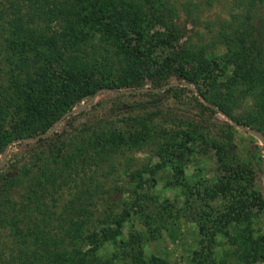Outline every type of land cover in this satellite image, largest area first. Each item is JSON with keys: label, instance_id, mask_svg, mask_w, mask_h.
<instances>
[{"label": "trees", "instance_id": "obj_1", "mask_svg": "<svg viewBox=\"0 0 264 264\" xmlns=\"http://www.w3.org/2000/svg\"><path fill=\"white\" fill-rule=\"evenodd\" d=\"M152 1L159 19L171 20L172 10L161 0ZM232 1L235 11L218 32L232 67L224 93L197 96L208 103L209 113L219 111L228 120L264 129V0ZM142 15L143 0H0V152L8 148L0 168V238L6 236L0 239L5 247L0 264H115L114 248L124 247L117 240L123 223L149 199L138 191L145 184L142 171L128 173L131 184L124 191L131 198L102 199L105 210L99 216L95 207L101 199L92 194L99 186L93 183L90 191L81 187L82 178L81 185L75 179L84 167L106 161L109 149L92 138L94 130H77L66 142L50 129L62 128L73 118V107L88 106L99 94L168 91L164 84L171 77L195 89L185 62L175 67L169 62L174 59L164 58L149 64L139 46ZM183 53L185 59L201 56ZM103 67L112 69L116 79L97 77ZM246 99L253 116L238 119L232 107ZM21 145L27 154L18 164L10 156ZM211 147L218 165L229 171L225 145L213 142ZM6 173L12 175L4 178ZM70 182L74 190L60 204L56 194ZM88 222L91 228L83 234ZM100 243L109 246L105 258L97 254ZM128 250L124 264H149L130 253L135 248ZM152 259L150 264H167Z\"/></svg>", "mask_w": 264, "mask_h": 264}, {"label": "rangeland", "instance_id": "obj_2", "mask_svg": "<svg viewBox=\"0 0 264 264\" xmlns=\"http://www.w3.org/2000/svg\"><path fill=\"white\" fill-rule=\"evenodd\" d=\"M161 1L173 16L159 19L154 1L143 0L139 46L152 66L164 58L174 59L169 62L175 67L185 62L195 76V89L171 77L164 84L168 91L99 94L88 106L80 102L73 107V118L62 128L50 130L59 131L66 142L77 130H94L92 138L97 136L109 149L106 161L84 167L75 179L81 185L82 178L81 187L90 191L93 183L99 186L97 194L92 192L93 199H101L95 207L99 216L105 202L130 197L124 191L131 184L128 173L142 171L145 184L138 191L149 199L123 223L117 240L124 247L114 248L115 264L126 262L130 246L136 249L130 253L149 264L155 262L153 257L167 264H264V143L233 122L253 128L232 122L219 111L209 113L204 108L208 103L197 96L224 93L223 82L232 67L226 62L225 47L218 43V32L228 13L235 11V3ZM185 50L200 53L199 60L185 59ZM97 77L106 82L115 80L116 74L103 67ZM232 113L250 120L252 103L237 102ZM255 131L264 138V129ZM213 142L225 145L224 166L229 171L218 165ZM7 151L6 147L0 152V168ZM13 153L10 158L18 164L27 154L22 145ZM7 175L12 173L4 178ZM73 190V182L63 186L56 194L59 203ZM90 228L88 222L83 234ZM4 238L2 233L0 239ZM108 252L109 246L100 243L98 256L105 258Z\"/></svg>", "mask_w": 264, "mask_h": 264}, {"label": "water", "instance_id": "obj_3", "mask_svg": "<svg viewBox=\"0 0 264 264\" xmlns=\"http://www.w3.org/2000/svg\"><path fill=\"white\" fill-rule=\"evenodd\" d=\"M233 122V121H232ZM233 124L243 130H246L247 132H249L250 134L256 136L260 141H262L264 143V138L262 136H260L255 130L253 129H249V128H246L244 126H241L239 124H236L235 122H233ZM4 154V153H3Z\"/></svg>", "mask_w": 264, "mask_h": 264}]
</instances>
